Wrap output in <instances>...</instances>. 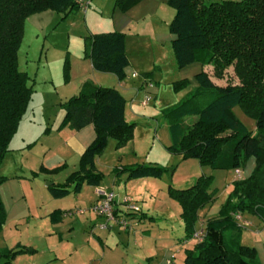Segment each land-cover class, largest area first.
Segmentation results:
<instances>
[{
	"label": "trees",
	"instance_id": "obj_1",
	"mask_svg": "<svg viewBox=\"0 0 264 264\" xmlns=\"http://www.w3.org/2000/svg\"><path fill=\"white\" fill-rule=\"evenodd\" d=\"M142 1L116 0V7L128 12ZM168 5L176 12L169 31L174 37L172 49L178 68L200 63L203 69L195 76L197 87L190 97L165 112L171 140L167 151L184 160L196 159L202 167L223 171L242 170L249 159H256L251 176L233 183L219 215L207 221L202 241L186 251L183 264H260L254 248L242 245L239 236L227 237L226 232L238 228L235 216L240 213L249 212L264 222V0L211 4L204 0H168ZM79 10L76 0H0V169L35 93V80L30 84L31 78L19 65L26 21L47 11L62 13L64 21ZM85 49L95 71L113 74L120 81L127 78L129 58L124 33L90 35ZM70 71L67 58L65 83L70 81ZM227 75L234 83H217L216 79L223 80ZM189 84L188 79L177 81L173 89L180 92ZM126 105V98L117 89L92 81H86L79 94L61 105L65 116L59 129L79 131L93 125L96 138L81 156L78 170L64 183L48 187L53 198L79 194L85 185L101 186L105 176L97 168L96 159L105 152L109 140L114 139L120 150L134 139L135 124L126 120ZM237 107L255 120V134L237 118ZM187 118H195L192 125L185 123ZM64 168H41V172L59 174ZM167 171L150 163L116 167L113 172L126 174L131 181L160 179ZM7 180L0 175V187ZM212 182L213 176L203 175L186 189L168 188L182 207L187 240L195 235L199 213L217 200L218 190L211 189ZM6 220L0 192V233ZM34 252L20 245L3 249L0 258L3 264H12L19 255Z\"/></svg>",
	"mask_w": 264,
	"mask_h": 264
},
{
	"label": "rangeland",
	"instance_id": "obj_2",
	"mask_svg": "<svg viewBox=\"0 0 264 264\" xmlns=\"http://www.w3.org/2000/svg\"><path fill=\"white\" fill-rule=\"evenodd\" d=\"M166 1V0H165ZM226 0H204L206 4L215 2H223ZM240 1V0H233ZM164 2V1H163ZM114 0H105L104 10L96 8V4L92 3V8L84 12L72 13L66 20H62L63 14L53 11H47L39 14H35L29 17L25 24L24 38L19 51V65L22 72H25L34 83V89L38 93L33 94V98L30 102L28 114L25 119L32 115L33 109H39L44 104L49 109L50 116L55 115L56 106H54L55 100H60L65 103L71 96L79 94V88L81 86L82 68L85 67L82 63L86 58V37L90 36L92 32H103L112 30L113 21L111 15L114 11ZM164 11L155 16L156 20H159V24H155L154 28L160 30L161 33H169V23L175 15V10L167 5L163 4ZM88 15V17H86ZM92 30V32H91ZM147 37V36H146ZM135 39L134 42L139 44L137 54L132 52V40L129 41V53L131 54L134 63L141 66L146 70H154L153 59L160 57L161 53L158 51V43L153 38ZM135 46V44H134ZM161 48V47H159ZM167 49V47H166ZM172 51V49H169ZM163 56V55H161ZM69 59L71 71V80L65 83L64 79V64L66 59ZM165 66V67H164ZM200 63L193 64L185 70H180L177 66L174 56L163 63L164 70L172 72V76L169 78H163L161 74L155 73L154 80H144L142 73L138 71V77L134 78L130 76L126 79L127 84V122L135 124V135L133 142L128 146L124 152L116 150L117 142L114 139H110L105 152L98 160V167L104 174L105 178L101 185L104 188L117 189L122 196L127 195L133 199L134 195L141 192L143 185L138 182L126 183L127 175H116L114 166H125L132 164H150L156 163L162 167L168 168V171L160 179L148 178L150 181V190L155 194V198L149 202V207L152 208V213L146 216L145 220L139 224V233L145 235L146 233L160 235L167 238L168 245H170V237L177 234H182L185 230V224L182 218V207L177 200L172 198L168 192L169 186H173L177 189H186L190 187L201 176H213V182L211 189H217L219 191V197L215 205L223 207L227 202L231 191L233 190L234 180L238 174L235 170L223 171L213 170L209 166H201L196 159L184 160L180 155H173L167 151V147L171 144L168 118L165 115L167 110H171L179 106L187 98L190 97L192 91L197 87V81L195 74L201 72ZM73 68V70H72ZM149 68V69H148ZM210 71V70H209ZM95 75H103L104 78L99 79ZM44 78H52L54 85L57 87L55 97L51 92H47L48 86H45ZM188 79L190 84L180 92H175L172 81H181ZM88 79L92 82H100L102 86L110 88H119L118 78L113 74L100 73L93 68L89 70ZM101 80V81H100ZM146 81L154 84V92L156 95L152 97L151 103L148 106H143L142 102L146 100L148 96V89L146 88ZM217 83L225 85L234 83L230 75H227L223 80H217ZM145 90H136L137 87L143 85ZM52 89V88H51ZM118 90V89H117ZM46 91V92H45ZM46 93V95H44ZM51 95V96H50ZM62 105V104H61ZM237 118L242 121L246 127L256 133V122L249 118L245 113L237 107L234 109ZM195 118H187L185 123L189 126L192 125ZM24 129V128H22ZM11 149V148H10ZM5 161V160H4ZM119 161L122 163L119 164ZM24 164L29 168L33 165L29 160L24 159ZM256 159L251 158L246 163L242 171V179L249 178L254 169L250 171L251 165H253ZM23 164L21 162L20 153L10 156L6 160V164L3 170L0 169V175L2 176H20L22 171L19 166ZM119 164V165H118ZM256 165L253 166L255 168ZM25 167V168H27ZM75 169L65 171L59 176H53L45 181V178L41 177L35 179L34 174L26 180L31 183L29 186L33 188L32 198L35 203L43 205L47 202L46 188L52 183H64L69 174ZM96 189L94 187L86 186L83 192L82 198H78V195L71 193L64 198L65 208H73L75 206H82V209L87 208V204L90 199L95 197ZM29 197V196H28ZM29 200H31L29 198ZM138 204L142 202L136 198ZM142 206V205H141ZM141 208V207H140ZM68 215H74L69 211ZM204 211L200 212L201 214ZM140 214L130 216L131 220L137 221ZM204 215V214H203ZM81 216H75V218ZM105 221L107 219L102 217ZM249 222L245 224L246 222ZM260 225V226H259ZM207 226H201L197 223L195 230L197 232L206 231ZM261 227V230L259 229ZM248 229V230H245ZM150 230L145 233V230ZM259 231V233L257 232ZM186 232V231H185ZM243 232L249 234V245L253 242L264 243V222L256 215L249 212L243 213ZM229 232H226V236H229ZM186 237V233H185ZM184 237V238H185ZM176 242V239H172ZM251 247V246H250ZM0 264H3V260L0 259Z\"/></svg>",
	"mask_w": 264,
	"mask_h": 264
},
{
	"label": "crops",
	"instance_id": "obj_3",
	"mask_svg": "<svg viewBox=\"0 0 264 264\" xmlns=\"http://www.w3.org/2000/svg\"><path fill=\"white\" fill-rule=\"evenodd\" d=\"M114 2V11L111 15L113 21L112 27L114 29L103 32H92L91 30V35L109 32H121L126 35V51L129 58V67L126 69L127 78L130 76L134 77V74H137L136 77H138V71L143 74L144 80L150 79L153 81L155 73L161 74L163 78L171 77L172 72L164 70L165 66L163 67V63L166 64L170 59L172 61V57L174 56L172 40L174 37L170 31L169 33H161L160 30L158 31V29L154 28V25L160 22L155 19V16L161 10L165 12V9L162 7L165 2L168 5V0H143L128 12H122L116 7V0ZM92 3H95V7L100 8L101 11L104 10L105 0H90L89 10L92 8ZM81 10L80 8L79 12ZM140 37H146L145 39L152 37L158 43V51L163 55H160L157 59L154 57L153 71L140 68L141 66L134 63L129 53V41L132 40V52L137 54L135 50H137L139 44L134 42V40H138ZM170 48L172 51L169 50ZM82 64L85 67L82 68L83 75L81 76V86L79 89H81L86 81H91L88 79V73L93 68L90 60H85ZM201 68L203 69L202 66ZM95 76L99 79L104 78L103 75ZM126 79L124 81L118 79L120 87H116L125 98L127 92ZM43 81L42 83L50 88L47 92H51L55 97H58V94L55 95L57 87L53 88V79L44 78ZM70 81H72L71 76ZM34 83L36 84L37 82L35 81ZM94 83L102 86L100 82ZM167 83L173 86L174 81L170 80ZM154 88H147L148 96L154 97L156 95ZM136 90L138 92L139 90H145L144 84L137 87ZM36 93H38L37 90H35L34 94ZM61 104H63V101L60 98L55 100L56 113L52 116H50L46 104L39 109H33L32 115L25 119L29 112L27 110L21 121L19 130L11 142V151L7 154L1 170L4 169L6 160L17 153H20L23 164L19 166L22 174L20 176H4L8 180L0 187L1 197L7 212L6 224L0 233V253L3 249H15L20 245L35 251L34 253L19 255L13 260L12 264H183L186 251L194 249L197 243L200 242L199 235H205V231H196L194 237L187 240L184 238L186 232L183 230L182 234L170 237V245H168V240L165 236L163 237L162 234H152L149 232V229L145 230V233L149 232V234L141 235L137 228H139V224L145 220L146 216L152 213L149 202L155 198V194L150 190L148 178L131 181L126 179L127 184L138 182L143 185L141 192L134 195V200L141 207L142 213L139 215L140 217H138L137 221H131L129 228H123L118 223L111 222L108 224L107 221L93 210L99 201L97 190L100 188L114 193L117 202H120L124 197H128L127 195L122 196L114 188L94 187L96 189L95 197L89 200L86 205L87 208L82 209V206L80 208L78 206L65 208L63 203L64 198H53L48 190V187L51 185L49 184L46 188L48 194L46 195L47 202L43 205L35 203L32 198L33 188L29 186L31 183L26 180L28 174L33 176L34 173H37L36 176H33L35 179L43 177L45 181H48V178L59 176L67 170L75 169L71 173L75 172L79 168L81 156L96 138V131L93 125H89L79 131L72 130L69 127L59 129L65 116V111L62 109ZM127 115L128 109L126 105V118ZM132 142L118 151L124 152ZM100 157L96 159L98 169ZM24 159L29 160L33 165H30L28 168L23 162ZM120 163L122 162L119 161ZM254 165H256L255 162L251 165L250 171L254 169ZM60 166H64L65 168L59 174L41 172V168L53 170ZM116 167L119 166L116 164L114 168ZM240 171L241 174L234 181L242 179L243 169ZM84 189L85 186L81 193L76 194L79 199L82 198ZM218 197L219 191L217 200ZM136 198L141 200L142 203L140 205ZM216 201L203 209L202 211L204 212L202 214L199 213L198 223L201 226H207L209 219L216 218L219 215L221 207L218 208L215 205ZM69 211L74 215H68ZM75 216L81 217L75 218ZM238 216L239 218L235 216L238 228L228 231L230 233L229 236H239L241 244L254 248L257 251L259 263L264 264V243L253 242L249 245V234L243 232V213L238 214ZM247 223L249 222L247 221L245 224ZM103 225L107 228H102L101 226ZM259 229L261 230V227ZM245 230L248 229L245 228ZM257 232L259 233V231ZM173 238L176 239V242H173Z\"/></svg>",
	"mask_w": 264,
	"mask_h": 264
},
{
	"label": "built area",
	"instance_id": "obj_4",
	"mask_svg": "<svg viewBox=\"0 0 264 264\" xmlns=\"http://www.w3.org/2000/svg\"><path fill=\"white\" fill-rule=\"evenodd\" d=\"M77 2L80 8L84 10V12H86V10L90 6V0H78ZM136 76L137 74H134V77ZM146 87L148 89H153L154 84L147 82ZM151 101L152 97H147L146 100L142 102V105L147 106L149 103H151ZM236 172L238 175L241 174L240 170H237ZM97 195L99 196V201L94 206L93 210L100 217H105L108 224H110L111 222L118 223L123 228H129L132 221L130 216L142 213L141 208L131 197H124L120 202H117L115 194L103 188L97 190ZM236 217L239 218L238 215H236ZM106 226L103 225L101 227L106 229ZM203 237L204 234H201L198 238L200 239V241H202Z\"/></svg>",
	"mask_w": 264,
	"mask_h": 264
},
{
	"label": "water",
	"instance_id": "obj_5",
	"mask_svg": "<svg viewBox=\"0 0 264 264\" xmlns=\"http://www.w3.org/2000/svg\"><path fill=\"white\" fill-rule=\"evenodd\" d=\"M76 1H78V0H76Z\"/></svg>",
	"mask_w": 264,
	"mask_h": 264
}]
</instances>
